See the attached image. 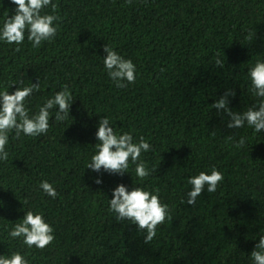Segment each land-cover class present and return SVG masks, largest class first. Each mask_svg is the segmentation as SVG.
Wrapping results in <instances>:
<instances>
[{
	"label": "trees",
	"instance_id": "trees-1",
	"mask_svg": "<svg viewBox=\"0 0 264 264\" xmlns=\"http://www.w3.org/2000/svg\"><path fill=\"white\" fill-rule=\"evenodd\" d=\"M53 2V39L33 47L26 33L19 47L0 42V89L40 81L27 100L33 112L64 86L74 96L65 121H55L53 110L47 133L9 134V158L0 162V254L20 251L30 264H253L264 234V132L228 128L230 117L211 105L228 89L233 111L255 104L247 71L264 59V0ZM14 10L0 0V21ZM105 45L134 62V82L111 81ZM102 116L152 145L140 157L149 176L136 177L134 164L123 175L87 167ZM213 167L224 176L216 191L188 204V178ZM41 180L54 182L55 198ZM118 183L158 189L168 205L150 240L109 210ZM29 209L53 227L43 249L7 235Z\"/></svg>",
	"mask_w": 264,
	"mask_h": 264
},
{
	"label": "clouds",
	"instance_id": "clouds-1",
	"mask_svg": "<svg viewBox=\"0 0 264 264\" xmlns=\"http://www.w3.org/2000/svg\"><path fill=\"white\" fill-rule=\"evenodd\" d=\"M15 6L11 16L7 15L0 21V42L13 44L19 47L25 40L31 42L33 47H39L42 42L55 37L59 24V17L55 14L57 8L53 0H10ZM51 8L52 11H46ZM103 65L108 77L116 87L123 88L135 81L137 76L134 62L122 56L109 45L104 48ZM216 64L223 65L219 57ZM250 81L249 92L255 98V104L245 110L237 112L228 107V97L234 95L232 89L216 99L211 107L227 113L230 119L227 127L240 129L245 125L254 133L264 132V59H258L254 65H250L247 71ZM11 86V85H10ZM41 88L40 81L26 86H18L12 92L0 89V162L9 158L7 145L9 134L14 132L15 137H35L49 130L50 117L55 121L63 122L70 115V107L74 96L67 86L47 97L37 111H31L27 106L28 98ZM94 154L91 155L87 167L94 172L106 171L123 175L129 172L130 164H134L136 177L143 179L150 175L145 162L140 159L142 153L148 152L152 145L143 136L134 138L131 131H117L108 116H102L97 124ZM247 139L241 136L237 142L243 147ZM224 179L222 172L216 168L211 171H200L191 175L187 183L191 188L185 193L186 202L194 204L202 191L215 192L218 184ZM102 179L95 177V183L101 184ZM39 188L47 196L55 198L57 190L54 182L41 180ZM27 203V201H25ZM109 210L116 214L117 220H129L135 222L140 230H146V239L150 240L155 234L156 226L162 224L167 215L168 205L163 203L159 196V190H151L143 185L129 187L124 183H118L112 189L111 198L108 199ZM10 239L22 238V243L29 248L33 246L43 249L54 239L52 225L47 221L43 212L25 211L22 219L7 229ZM253 264H264V234L259 235L254 250L251 251ZM0 264H30L26 256L20 251H12L10 254H0Z\"/></svg>",
	"mask_w": 264,
	"mask_h": 264
}]
</instances>
